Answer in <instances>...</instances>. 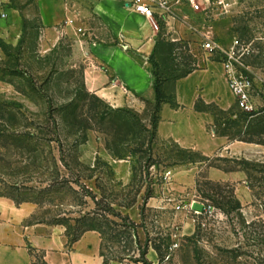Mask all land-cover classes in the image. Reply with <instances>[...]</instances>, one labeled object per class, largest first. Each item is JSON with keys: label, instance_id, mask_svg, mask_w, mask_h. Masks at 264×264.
Instances as JSON below:
<instances>
[{"label": "rangeland", "instance_id": "rangeland-1", "mask_svg": "<svg viewBox=\"0 0 264 264\" xmlns=\"http://www.w3.org/2000/svg\"><path fill=\"white\" fill-rule=\"evenodd\" d=\"M34 2L28 12L32 20L24 5L15 39L0 27L1 193L41 202L33 217L44 225L58 215L89 214L108 224L102 255L109 264H138L141 253L154 247L161 252L155 251L157 264H264V155L257 152L241 162L205 159L173 142L153 141L151 101L124 92L126 102L112 104L89 92L85 62L74 57V40L64 37L51 44L42 22L46 5ZM233 2L231 12L218 20L180 12L170 27L162 25L157 45L190 41L201 68L209 62L223 65L224 53L233 51L254 111H244L236 97L213 131L248 138L264 127V0ZM91 22L93 39L106 40L100 22ZM204 36L224 52L206 50ZM163 50L160 44L157 71L170 77L180 65L177 73H183L186 53ZM209 167L248 170L252 202L237 198L236 185L209 180ZM192 169L195 174L188 173ZM51 186L54 191L46 193ZM196 198L209 200L215 214L181 216L176 205ZM187 222L195 229L184 236ZM176 231L181 241L170 252ZM33 256V264H44L41 253Z\"/></svg>", "mask_w": 264, "mask_h": 264}, {"label": "crops", "instance_id": "crops-1", "mask_svg": "<svg viewBox=\"0 0 264 264\" xmlns=\"http://www.w3.org/2000/svg\"><path fill=\"white\" fill-rule=\"evenodd\" d=\"M133 0H37L42 10L49 42L62 38L74 40L73 52L77 60L85 62V87L89 92L109 100L112 104L126 102L124 92L155 100L153 67L150 57L157 46L158 33L144 17L131 8ZM34 0H0V27L11 37L19 33L21 12L34 7ZM180 12L190 15L186 6ZM98 20L107 33V39H93L95 29L91 20ZM169 23V26L170 27ZM4 31V32H5ZM171 34V32L169 33ZM166 95L175 98L178 108L163 104L157 127L160 142H173L183 149L197 152L206 159H228L236 162L250 161L254 153L264 155V146L230 140L218 136L212 127L216 117L209 111H198L196 105L216 106L223 112L236 104L226 71L222 64L209 62L206 67L186 78L166 84ZM195 172L192 169L190 174ZM195 174V173H194ZM209 180L236 185V196L244 204L252 202L248 170L238 167L228 170L209 167ZM200 206L206 201L190 199L180 204ZM202 210V211H203ZM183 216L186 211L178 210ZM37 206L25 203L20 206L8 198L0 197V264H33L34 252L41 253L46 264H104L102 237L88 232L75 244L69 245L66 229L44 224L29 225ZM188 215V214H187ZM190 221V220H189ZM194 223V221H193ZM194 225L187 222L183 235L192 233ZM157 264L158 255L150 250L147 255Z\"/></svg>", "mask_w": 264, "mask_h": 264}, {"label": "trees", "instance_id": "trees-1", "mask_svg": "<svg viewBox=\"0 0 264 264\" xmlns=\"http://www.w3.org/2000/svg\"><path fill=\"white\" fill-rule=\"evenodd\" d=\"M161 28H162V26H161ZM160 32L158 34H160ZM162 42L160 43V44H163V47H164L162 54L176 55L177 52L186 53L185 64H183L186 70L183 73L178 74L177 72H179V70H180V65H179V66H176L177 67L176 70H173V73L170 77H168L167 75L160 74L157 71L158 64L156 62V57H155L156 53L159 50L160 44H158L156 46L155 52L152 55V57L150 58V63L153 67L152 75L154 78L155 100H154V102H148L147 101L148 106L151 107L149 112L151 113L150 121H151L152 126L154 128L153 141L157 140V127H158V124L160 121V112H161V108H162L163 104H171L172 107H174V108L179 107L173 96L169 97L166 95V92H165L166 84H170L171 81L174 83V82L181 80L183 78H186L189 75H191L192 73L202 69L200 67V65L197 63V60L193 59L194 56L191 53V47H190L191 42L190 41L181 40V41H177V42H173V41H166V42L162 41ZM196 110H198V111L207 110V111L211 112L215 117H218L220 114L222 115L225 113V112L221 111L220 109H218L216 106H212V105L211 106H204L201 101L197 103ZM74 114H75V112H74ZM219 121H220L219 117H218V119L216 118L215 124L212 127L213 130H214V128L218 127ZM221 136L228 137L230 140H238V141H243L246 143H253V144H258V145L264 146V139H263L264 127L260 128L258 130H255V132L253 134L249 135L248 138H243L240 133H238V135H236L233 138L230 136H227V135H221ZM255 136L259 137V140H256L254 138ZM54 189H55L54 186H51L50 188L46 189V193L51 194L54 191ZM71 190L75 194H77L76 190H74L72 188H71ZM0 197L11 199L18 206L25 204V203H31V204H35V205L41 204V202H39V201L18 200L14 196H5L1 193V191H0ZM203 200L206 202L209 201L206 198H203ZM238 208L241 209L240 204H239ZM44 223H45L44 221H39V222L35 221L34 217L28 222L29 225L44 224ZM46 225L67 227L66 236L69 240V245H73V244L77 243L83 237V235L88 233V232H97L101 235L102 239H104V236L106 234H108V231L106 229H110L108 224L99 223L98 220L96 219V217L91 216V214L83 216L81 218H77V219H71V218L70 219H66V218L62 219V218H59V215H58V217H55L53 219H47L46 218ZM170 245L167 246V251L170 248ZM154 249L159 254V256H161L160 248L154 247ZM147 255H148V252H142L141 253L142 260H140L138 262V264H148L146 261V257H145ZM44 264H46V263L44 262ZM104 264H109V263L107 261H105Z\"/></svg>", "mask_w": 264, "mask_h": 264}, {"label": "built area", "instance_id": "built-area-1", "mask_svg": "<svg viewBox=\"0 0 264 264\" xmlns=\"http://www.w3.org/2000/svg\"><path fill=\"white\" fill-rule=\"evenodd\" d=\"M236 3L233 0H133L131 8L135 14H138L149 21L154 31L159 33L161 26H169L171 21H177L179 18L180 7H189L194 13L202 14L210 17V19L218 20V18L225 16L231 12ZM203 46L211 53L217 50L221 51L213 41L207 36L203 37ZM177 42L176 40H172ZM179 41V40H178ZM224 52V51H221ZM232 52V53H231ZM227 60L224 61L223 67L226 71L230 88L234 95L239 98V102L244 111L250 113L254 111L248 95V83L237 76V69L235 68V54L233 51L224 53ZM194 203L190 206L180 205L178 210H184L188 214L196 215L197 217L212 216L216 209L208 201L205 203L203 211H194ZM173 245L170 252H173L179 247L181 235L176 231L172 235Z\"/></svg>", "mask_w": 264, "mask_h": 264}]
</instances>
